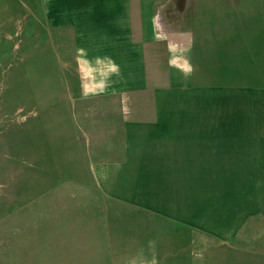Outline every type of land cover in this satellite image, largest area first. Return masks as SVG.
Listing matches in <instances>:
<instances>
[{
	"label": "rangeland",
	"instance_id": "obj_1",
	"mask_svg": "<svg viewBox=\"0 0 264 264\" xmlns=\"http://www.w3.org/2000/svg\"><path fill=\"white\" fill-rule=\"evenodd\" d=\"M209 3L207 38L232 39L239 86L264 89V0ZM28 4L0 0V264H264V217L233 178L126 154L116 104L84 96Z\"/></svg>",
	"mask_w": 264,
	"mask_h": 264
},
{
	"label": "crops",
	"instance_id": "obj_2",
	"mask_svg": "<svg viewBox=\"0 0 264 264\" xmlns=\"http://www.w3.org/2000/svg\"><path fill=\"white\" fill-rule=\"evenodd\" d=\"M22 1L69 43L84 96L116 104L126 154L160 162L159 176L233 178L264 217V89L239 86L232 39L207 38L216 0Z\"/></svg>",
	"mask_w": 264,
	"mask_h": 264
},
{
	"label": "clouds",
	"instance_id": "obj_3",
	"mask_svg": "<svg viewBox=\"0 0 264 264\" xmlns=\"http://www.w3.org/2000/svg\"><path fill=\"white\" fill-rule=\"evenodd\" d=\"M113 70H115V69L113 68Z\"/></svg>",
	"mask_w": 264,
	"mask_h": 264
}]
</instances>
